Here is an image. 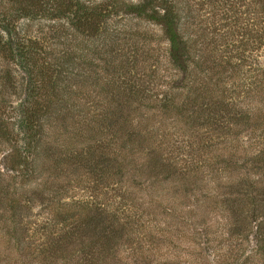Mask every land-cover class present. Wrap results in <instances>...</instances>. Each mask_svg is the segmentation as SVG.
<instances>
[{
	"label": "trees",
	"instance_id": "trees-1",
	"mask_svg": "<svg viewBox=\"0 0 264 264\" xmlns=\"http://www.w3.org/2000/svg\"><path fill=\"white\" fill-rule=\"evenodd\" d=\"M207 1L234 18L208 61L177 0H0L1 77L23 81L14 103L0 92V264H264V0ZM119 13L158 26L164 54L109 29ZM222 178L238 210L201 192ZM158 183L196 186L203 224L176 222Z\"/></svg>",
	"mask_w": 264,
	"mask_h": 264
},
{
	"label": "rangeland",
	"instance_id": "rangeland-1",
	"mask_svg": "<svg viewBox=\"0 0 264 264\" xmlns=\"http://www.w3.org/2000/svg\"><path fill=\"white\" fill-rule=\"evenodd\" d=\"M124 1H132L136 2L137 0H124ZM179 9L186 12L187 7H190L192 9V16H187L183 19L182 26L184 30L186 31V34L192 38L193 41H196L197 45L194 42V45L196 48H202L204 49L202 53H204L206 60L208 61V58L211 56H216L217 53L220 54V49L222 51L223 46L226 42L230 40L232 36V31L234 28H232V22L234 21V18L231 17L228 21L222 20L221 11H217V16H214V13L216 12L213 9V4H211L207 0H177ZM181 11V15L184 16V13ZM232 21V22H231ZM21 26L23 27V30L28 34V21L22 20L20 21ZM214 23V24H213ZM217 25L219 26H216ZM37 24V23H36ZM226 24L225 27L222 25ZM109 29H124L130 34H135L137 32V36L130 35V41H139L143 42L146 41L149 43L150 47L157 52L160 55L164 54V51L167 50V42L162 40L161 30L158 26H155L154 24H151L147 21L141 20L139 18H134L131 16H126L121 13L118 14L117 17H113L110 22H108ZM218 28L215 29V28ZM124 36V35H121ZM147 36V37H145ZM231 36V37H230ZM225 38V39H223ZM85 44V43H82ZM223 45L222 47H216L217 45ZM83 45L80 46L82 48ZM225 47V46H224ZM226 55V54H223ZM156 57H158L155 54ZM160 61L161 58L158 57ZM211 59V58H210ZM163 63V62H162ZM4 63L0 60V70L3 68ZM11 68V67H10ZM4 70V68L2 69ZM6 70V68H5ZM3 74L0 72V92L2 89H8V93L4 95L3 99L8 102H16L21 97V91L23 88V81L21 78V75L17 72L12 70V85L11 84H4L3 83ZM75 92L77 93V96L81 98V102H86L87 104L95 103L98 99L94 98V94L96 93V89L92 86L91 83L86 82V76L85 74H82L80 77H78V80L75 81ZM13 94V95H12ZM92 94V97H91ZM97 132V127L94 128V133ZM71 136L76 139L80 140V134H71ZM144 143H142L143 145ZM1 146V145H0ZM141 146V145H140ZM3 149V146L0 147V151ZM158 151L157 149L154 150V154L149 155V162L147 166V170L150 172H155V176L157 179L164 177L165 173L164 170L168 169L167 166H169V163H167L164 159L161 158L160 153H156ZM157 162V163H156ZM155 166L151 168L150 166ZM81 168V167H80ZM76 167L71 166L70 167V175L71 178L75 181H81L79 182L82 186H87L90 184V181H88L90 178L93 179V175H77L76 174ZM81 171L83 174H85V170L81 168ZM147 175L152 176L151 173H147ZM65 177L68 176V173H65ZM97 177V176H96ZM3 178H6L4 176ZM102 179H105V176L102 175ZM93 182V181H91ZM237 182V180H236ZM79 183L75 186L79 187ZM225 178H222V180H213V181H205L202 183L205 187L201 192H203L205 189L208 190L207 196L209 198H215L216 195L221 196L222 198L225 197L226 205L231 208V211L238 210V207L236 205H231L230 202L236 199L237 193L241 190L242 186H227ZM71 182L66 183V185H70ZM158 183V188L156 189L158 196V201L162 203V205L169 206L172 208V211L174 214H176L177 220L176 222H182V225L186 227V230H190L189 224L193 221L194 214L198 213V207L196 203H193L194 199L202 193L198 192V195L194 198V192L196 190V186H182L180 189L174 188L173 184H167V183ZM160 186V187H159ZM222 187V189H221ZM176 189V190H175ZM221 189V190H220ZM205 192V191H204ZM228 193V194H227ZM225 194V195H223ZM201 198H205L203 196H200ZM193 211V213L191 212ZM198 217L193 221L194 228H198L203 224V220L200 219V215H197ZM182 220V221H181ZM192 226V225H191ZM186 234V233H185Z\"/></svg>",
	"mask_w": 264,
	"mask_h": 264
}]
</instances>
